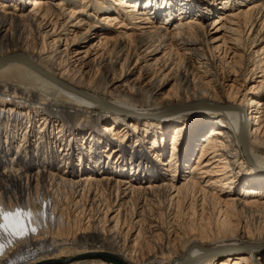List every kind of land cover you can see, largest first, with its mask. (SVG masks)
<instances>
[{"label": "bare ground", "instance_id": "6f19581e", "mask_svg": "<svg viewBox=\"0 0 264 264\" xmlns=\"http://www.w3.org/2000/svg\"><path fill=\"white\" fill-rule=\"evenodd\" d=\"M212 1L0 0V264H264V0Z\"/></svg>", "mask_w": 264, "mask_h": 264}, {"label": "rangeland", "instance_id": "374dc122", "mask_svg": "<svg viewBox=\"0 0 264 264\" xmlns=\"http://www.w3.org/2000/svg\"><path fill=\"white\" fill-rule=\"evenodd\" d=\"M222 0H214V1H212V4H211V8L214 10V14L213 15H211L210 16V18L209 19H201V22L205 25V26H207V28L209 29V30H211V32H217V33H215V35H217V36H219V37H223V38H228L229 36H231V37H233V35L231 34V32H232V30H231V28H232V26L229 24V23H225L223 26H222V23L223 22H216L215 24H216V26L215 25H213V22H215V20L217 19V17L219 16V13H220V11H219V8L220 7H222L221 6V4H220V2H221ZM251 1V0H250ZM249 1L248 0H246V2H244V3H248ZM220 4V5H219ZM172 23H173V20L171 21ZM226 25V26H225ZM222 26V27H221ZM214 27V28H213ZM220 28H222V29H220ZM143 31H146V32H144V33H142V34H145V36H147V39H148V41H152V42H154V41H156L157 39V37L161 34V32H162V29H159V30H157V28H153V29H149V28H147V29H145V30H143ZM151 31V32H150ZM137 33H141V32H137ZM152 34V35H151ZM225 34V35H224ZM154 35V36H153ZM228 36V37H227ZM155 37V38H154ZM227 40H229V39H227ZM146 48L145 47H143V49L141 50L142 52L145 50ZM204 52H205V50H203ZM202 51V53H204ZM176 54V55H175ZM180 54V55H179ZM182 53H181V51L177 54V52H175V53H173V59H175L174 61H175V64H174V66H175V69H173V74H174V76H177V75H179V73H180V67H182V66H184L185 65V63H184V59H183V57L184 56H182L181 55ZM175 55V56H174ZM179 55V56H178ZM163 56V54L162 53H160L159 54V56H158V58H160V57H162ZM176 56H178V57H176ZM176 57V58H175ZM204 57H208L207 56V52H205L204 53ZM195 62H194V64L195 65H199V63L198 62H196V60H194ZM198 61V60H197ZM164 62V61H163ZM163 62H156V59H151V58H149V61H148V65H151L150 66V69L152 70H150L151 71V73L152 74H155L156 72V68H158V64H160V65H162V63ZM145 64V62H143L141 65H144ZM241 64V61H240V63H239V65L237 64V66H243V65H240ZM158 65V66H157ZM209 68V67H208ZM212 70V69H211ZM190 71V70H189ZM150 80V79H149ZM149 80H146V81H144L143 82V84L141 85L143 88V94H142V97L145 99V100H148V101H150L151 99H152V93H151V90H150V83L151 82H149ZM148 83V84H147ZM12 188V187H11ZM169 220V223H170V225L171 224H176V225H181L183 228H185V229H183L182 227H181V229H183V230H181V233H180V235H178L177 237L176 236H174L173 237V239L172 238H169V236H167L166 234L167 233H162V235L161 236H159V237H154V238H152V240L151 239H147V241H145L144 242V244L145 245H147V244H149V243H152V244H154V245H151V244H149V245H151L152 246V248H151V250L150 251H148V250H146V251H148V252H146L145 251V254L144 255H148V253H150V254H152V255H156V256H161V255H167V256H171L172 257V261L171 262H169L167 259L165 260L166 262H165V264H174L175 263V260L177 259V258H179V254H180V256H181V251H182V249H184V247L186 246V242H187V240L189 239L188 237L190 236V237H192L191 235H195V234H197L198 236H205L204 234L206 233L207 235H209L212 231H214L215 230V225L214 224H211L210 223V221H207L206 220V218H204V219H201V221L202 222H200V220H196V221H194L195 222V224L193 223V222H191V221H188V219H185V218H183L182 219V217H178V218H174L173 220H172V218H169L168 219ZM187 222V223H186ZM196 222H197V224H196ZM204 222V223H203ZM184 224V225H183ZM193 224V225H192ZM211 224V225H210ZM264 224V222H262V221H253L251 224H249V231L251 232V233H253V234H255V233H257V232H259V230L260 231H262L263 229H264V226H262ZM175 225V226H176ZM195 225V226H194ZM200 225V226H199ZM204 225V226H203ZM192 226L193 227H196V228H193L192 229ZM199 226V227H198ZM214 227V228H211V227ZM191 228V229H190ZM198 228V229H197ZM204 228H206V229H204ZM263 228V229H262ZM197 229V230H196ZM68 230V231H67ZM66 231H67V234H68V236H73L74 235V232H73V230H69V229H67ZM193 230H194V232H193ZM200 230V231H199ZM202 230H204V232H202ZM234 230H235V228H234ZM185 233H184V232ZM207 231V232H206ZM211 231V232H210ZM73 232V233H72ZM198 232V233H197ZM210 232V233H209ZM192 233V234H191ZM194 233V234H193ZM209 233V234H208ZM177 238V239H176ZM151 240V241H150ZM155 240V241H154ZM182 240V241H181ZM185 240H186V242H185ZM168 241V242H167ZM154 242V243H153ZM169 243V245L167 246V244ZM179 243V244H178ZM154 246V247H153ZM162 246V249H164V250H162L160 247ZM172 250V251H171ZM161 252H163V254L161 253ZM172 252V253H171ZM172 254H174V255H172ZM178 255V256H177ZM89 259H99V260H103V261H105V262H108V263H110V264H126L125 262H123V261H121L118 257H116L114 254H112V253H109V252H100V253H96V254H93V256H92V258L90 257ZM43 264H60V261H54V262H45V263H43ZM154 264H156V263H154Z\"/></svg>", "mask_w": 264, "mask_h": 264}, {"label": "water", "instance_id": "95a60500", "mask_svg": "<svg viewBox=\"0 0 264 264\" xmlns=\"http://www.w3.org/2000/svg\"><path fill=\"white\" fill-rule=\"evenodd\" d=\"M19 59H23V57L20 56ZM23 60H25V59H23ZM26 62H28L29 64L33 65V64H32L31 62H29V61H26Z\"/></svg>", "mask_w": 264, "mask_h": 264}]
</instances>
